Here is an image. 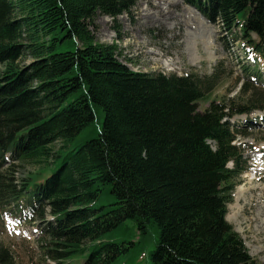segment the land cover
I'll return each instance as SVG.
<instances>
[{
	"label": "trees",
	"instance_id": "trees-1",
	"mask_svg": "<svg viewBox=\"0 0 264 264\" xmlns=\"http://www.w3.org/2000/svg\"><path fill=\"white\" fill-rule=\"evenodd\" d=\"M135 1L0 0V229L6 212L40 223L55 264H257L225 217L246 170L228 119L264 110L258 72L199 111L216 74L132 71L95 40L97 14ZM184 2L264 60V0ZM0 264H16L1 242Z\"/></svg>",
	"mask_w": 264,
	"mask_h": 264
},
{
	"label": "rangeland",
	"instance_id": "rangeland-1",
	"mask_svg": "<svg viewBox=\"0 0 264 264\" xmlns=\"http://www.w3.org/2000/svg\"><path fill=\"white\" fill-rule=\"evenodd\" d=\"M192 9L184 0H136L128 13L115 18L97 14L91 30L95 40L116 44L117 59L132 71L164 75L197 73L201 77L216 74L213 88L197 103L198 110L203 111L212 100L225 102L240 95L246 80L243 65L251 70H261L264 66L253 68L254 58L247 53L237 29L230 34L218 21H208ZM251 38L259 41L254 34ZM29 63L30 59L26 58L21 64ZM261 79L262 84L255 80L250 82L261 89L257 93L262 95L264 73H261ZM97 111L102 120L103 111L100 108ZM248 114V117L243 113L229 118L234 128L238 124L245 126L246 135L237 133L234 144L239 146L248 169L235 179L225 218L239 234L248 255L257 264H264V190H249L250 193L245 194V203L236 195L238 188L247 190L251 185L262 187L264 184V171L258 170L264 167V112L257 109ZM247 118L258 122L247 125L244 120ZM227 166L234 168L231 162ZM258 193L262 197H258ZM109 201L110 198L105 197L102 203ZM47 218L51 219V216L47 215ZM38 237L35 223L26 222L20 215L5 214L0 242L10 249L16 264H54L42 260L36 242Z\"/></svg>",
	"mask_w": 264,
	"mask_h": 264
},
{
	"label": "bare ground",
	"instance_id": "bare-ground-1",
	"mask_svg": "<svg viewBox=\"0 0 264 264\" xmlns=\"http://www.w3.org/2000/svg\"><path fill=\"white\" fill-rule=\"evenodd\" d=\"M192 8H193V7H192ZM193 9H194V8H193ZM193 9H192V10H193ZM194 10H196V9H194ZM198 13H199V12H198ZM200 16H201V15H200ZM201 17H202V16H201ZM201 17H200V18H201ZM202 18H203V17H202ZM202 18H201V19H202ZM259 158H260V156H259ZM259 165H260V164H259ZM263 168H264V167H263ZM263 168L261 167V168H259L258 170L262 169V170L264 171ZM249 177H250L252 180L254 179V177L252 178L251 175H249ZM256 188H257V189L259 188L260 190H264V184H263L262 187H258V186H256V185H251L250 187H248L247 190H245V189H239V188H238L236 195L239 197V200L242 199V200L244 201V203H245V202H246L245 194L250 193L249 190H255ZM237 196H236V197H237ZM246 196H247V195H246ZM257 196H258V197H259V196L262 197V195H261L260 193H258ZM237 207H238L239 210L242 209V206H237ZM261 208H262V207H261ZM238 209H237V210H238ZM258 214H259V213H258ZM263 219H264V218H263Z\"/></svg>",
	"mask_w": 264,
	"mask_h": 264
}]
</instances>
